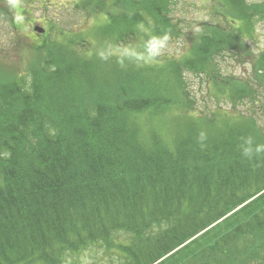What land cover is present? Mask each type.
Segmentation results:
<instances>
[{
    "label": "trees",
    "instance_id": "obj_1",
    "mask_svg": "<svg viewBox=\"0 0 264 264\" xmlns=\"http://www.w3.org/2000/svg\"><path fill=\"white\" fill-rule=\"evenodd\" d=\"M211 1L216 20L178 57L151 46L177 31L170 0H72L104 19H47L42 40L33 29L17 45L31 57L9 52L24 66L0 63V264H63L97 244L121 264H264V153L243 155L264 135L218 106L252 90L214 66L249 57L264 82V51L247 42L264 0ZM185 70L216 108H196Z\"/></svg>",
    "mask_w": 264,
    "mask_h": 264
},
{
    "label": "rangeland",
    "instance_id": "obj_2",
    "mask_svg": "<svg viewBox=\"0 0 264 264\" xmlns=\"http://www.w3.org/2000/svg\"><path fill=\"white\" fill-rule=\"evenodd\" d=\"M211 3V0H170L169 16L176 24L177 31L172 36L170 34L162 40L152 41L151 46L155 54L178 57L184 52L195 33L201 31V26L216 20L211 12ZM71 4L72 0H0V63L9 65L10 69H15L19 62L16 52L19 51L20 54L31 57L33 54L31 50H27V47H21L19 50L17 45L32 43V37L29 36L32 34L33 28L35 26L43 27L47 19L52 20L55 25L65 30L71 29L81 22H83V27L86 25L85 29H87L99 24L104 19L103 15L98 18L89 16L81 10L74 9ZM54 33L55 31L51 30L47 34V38H53ZM95 34V32H91L87 36L88 41L95 42L97 37ZM43 38L44 36L39 40ZM247 42L252 53L259 55L260 51H264V20L256 23L254 38ZM128 47L121 49L125 52ZM14 51L16 52L13 55L9 53ZM24 60L25 58L23 60L21 58L19 64L24 66L26 63ZM164 60L165 57L161 59V61ZM251 61L249 57L238 60L229 52L214 57V66L218 69L219 74L242 78L243 81H248L252 90L250 95L244 100L237 101L235 106L223 98L220 99L218 106L229 109V112L240 115L241 118L252 116L256 128L264 135V82H259ZM11 64L14 65L11 66ZM183 75L187 88L194 95L196 108L200 112L216 108L217 103L212 96V90H209L200 77L187 70L183 72ZM209 86L213 88L211 84ZM169 128L172 130V126ZM91 246L95 247L85 248L77 254H69L63 264H121L124 260L123 254L106 251L100 247L103 246L102 244Z\"/></svg>",
    "mask_w": 264,
    "mask_h": 264
},
{
    "label": "clouds",
    "instance_id": "obj_3",
    "mask_svg": "<svg viewBox=\"0 0 264 264\" xmlns=\"http://www.w3.org/2000/svg\"><path fill=\"white\" fill-rule=\"evenodd\" d=\"M252 139L249 138L247 141H246V144L248 145V147H246L244 149V152H243V155L245 157H252L253 155H260L262 153H264V145H256L255 147H252Z\"/></svg>",
    "mask_w": 264,
    "mask_h": 264
},
{
    "label": "water",
    "instance_id": "obj_4",
    "mask_svg": "<svg viewBox=\"0 0 264 264\" xmlns=\"http://www.w3.org/2000/svg\"><path fill=\"white\" fill-rule=\"evenodd\" d=\"M34 30L37 31V32H43L44 31V29L42 27H40V26H35Z\"/></svg>",
    "mask_w": 264,
    "mask_h": 264
},
{
    "label": "flooded vegetation",
    "instance_id": "obj_5",
    "mask_svg": "<svg viewBox=\"0 0 264 264\" xmlns=\"http://www.w3.org/2000/svg\"><path fill=\"white\" fill-rule=\"evenodd\" d=\"M45 33H46V29H45L44 32H41V33L37 32V35H38V36H42V35H44Z\"/></svg>",
    "mask_w": 264,
    "mask_h": 264
}]
</instances>
